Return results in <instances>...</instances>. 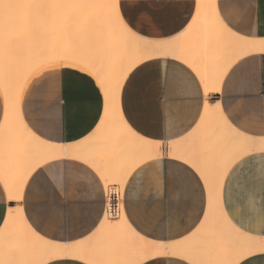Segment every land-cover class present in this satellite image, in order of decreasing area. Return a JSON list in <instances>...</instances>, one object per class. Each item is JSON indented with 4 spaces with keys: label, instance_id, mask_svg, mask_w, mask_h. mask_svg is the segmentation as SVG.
I'll return each instance as SVG.
<instances>
[{
    "label": "bare ground",
    "instance_id": "obj_1",
    "mask_svg": "<svg viewBox=\"0 0 264 264\" xmlns=\"http://www.w3.org/2000/svg\"><path fill=\"white\" fill-rule=\"evenodd\" d=\"M35 2L42 7L40 11ZM89 2L29 0L22 3L18 13L22 24L6 27L10 30L8 36L4 26L6 31L0 32L4 33L0 39L5 43V47L0 44L4 48H0V96H7L8 104V118L2 119L0 125V181L7 201L17 203L37 167L50 160L75 158L99 175L106 192L112 187L110 184L118 186H114L118 193V216L111 219L105 212L90 241L60 244L35 234L20 209L9 210L0 229V264H44L52 256H79L86 264H135L145 254L182 256L190 264H226L237 254L264 248V237L238 229L221 203L222 184L230 167L249 153L264 152V139L239 133L224 118L218 104L209 103H205L194 131V138L209 140H188L170 147L172 156L183 157L207 177L206 210L200 225L187 238L173 242H156L137 234L123 213L124 185L139 165L161 156V145L131 130L119 107L126 77L146 60L168 56L193 66L204 94H209L219 92L221 81L234 62L250 54L264 53V39L239 36L229 30L218 16L215 0H196L195 14L186 31L166 42L146 40L129 32L118 22L119 13L109 15L107 10L74 6ZM28 4L31 8L36 5V10H32L38 13L33 15L31 8L30 13L25 10L29 9ZM61 62L84 63L104 101L94 140L78 146L40 140L24 124L20 113L22 94L29 80L46 68L59 67Z\"/></svg>",
    "mask_w": 264,
    "mask_h": 264
},
{
    "label": "crops",
    "instance_id": "obj_2",
    "mask_svg": "<svg viewBox=\"0 0 264 264\" xmlns=\"http://www.w3.org/2000/svg\"><path fill=\"white\" fill-rule=\"evenodd\" d=\"M123 4L125 15L142 34L133 33L158 42L179 38L196 10L193 0H123ZM215 6L224 25H231L229 30L239 36L264 39V0H215ZM236 65L239 68L229 77ZM186 67L182 61L168 56L146 60L128 74L120 92V113L126 125L141 138L164 146L159 158L142 163L129 175L121 201L124 216L127 206L131 223L126 221L131 228L156 242L187 238L200 225L206 210V193L201 212L200 189L195 180L189 194L180 201L176 199L180 175L188 174L178 167L185 160L176 154L172 156L170 147L188 140H209L194 138L205 105L204 92L193 73L201 85L198 104L196 85L182 71ZM27 85L20 113L36 137L62 146L94 140L104 101L89 75L56 66L42 70ZM208 95L209 104H218L224 118H231L226 120L235 130L264 139V53L250 54L234 62L225 73L219 92ZM33 176L36 179L24 200L27 182ZM57 181L65 185L64 190ZM27 182L22 200L17 203L7 201L4 188L0 193V210L8 213L20 209L30 229L50 242L75 244L94 237L105 215L106 188L90 166L75 158L50 160L37 167ZM53 200L64 209L56 218L43 214L45 205ZM221 203L238 229L264 237V152L249 153L230 167L223 180ZM3 223L0 222V229ZM68 264H73L71 259Z\"/></svg>",
    "mask_w": 264,
    "mask_h": 264
},
{
    "label": "snow or ice",
    "instance_id": "obj_3",
    "mask_svg": "<svg viewBox=\"0 0 264 264\" xmlns=\"http://www.w3.org/2000/svg\"><path fill=\"white\" fill-rule=\"evenodd\" d=\"M193 5H195V0H193ZM31 7V5H27ZM75 7L80 8H93V9H99V10H107L109 15H114L115 13H119V16L117 17L118 22L129 32H134L136 34H142L137 31L135 28V25L132 20H130L127 15L124 13V4L123 0H90L89 3H77L74 5ZM142 8H146V5H139ZM191 15V12L189 13ZM226 27L231 28V25H227ZM11 43V41L9 42ZM61 68L71 67L77 71L83 72L85 75H91V72L88 67L85 66L84 63H76L73 62L72 64H66L64 62H61L60 65ZM239 68V65H236L232 68V70L229 73V77H231ZM191 69V71H189ZM9 73H11V66H9ZM2 71V69H0ZM182 71L187 73L188 77L191 79V82L196 85V92H197V101L199 104V101L201 99L200 91H201V85L197 83L196 77L193 75V73L197 72V70L189 65L186 68H183ZM227 81H225L226 83ZM205 88L208 86L205 84ZM222 91V89H221ZM203 100L205 103H210V97L207 92H205L203 96ZM221 108L223 110V103L221 101ZM99 115V114H98ZM197 115H199V108L197 111ZM0 118H3L4 120H7L8 118V104H7V96L0 99ZM226 119H231L230 117H226ZM195 118L193 120V123H195ZM95 124V121H94ZM191 127V125L189 126ZM187 131V130H186ZM163 139V138H160ZM161 150H164V146H161ZM187 165V166H186ZM178 167L182 168L184 173H187L188 175L181 174L179 178V183L177 185V195L176 199L177 201H180L184 197H186L189 194V189L191 187L192 180L196 181V187L200 189V201H201V212L204 211V202H205V193L207 191L206 183H207V177L204 176L198 169L197 166L194 165H188L187 161H181ZM36 177L33 176L28 182L26 191L24 193L23 199L26 200L28 196V190L31 189L33 181H35ZM95 179V178H94ZM60 184L61 190H64L65 185L59 181H57ZM96 187L99 189V182H96ZM4 191V185L0 184V193ZM11 207V204L9 205ZM64 209L61 204H59L56 200L51 201L50 203L46 204L43 209V214L45 216L50 217H59L63 213ZM7 213L4 210H0V222L6 220ZM99 214L97 215V220H99ZM125 219H127L131 223V217L128 215V209L127 206H125ZM199 219V216L197 217ZM34 227V226H33ZM95 227V224L94 226ZM91 232V229L88 230ZM86 235V234H82ZM181 236H184L185 234H180ZM69 259L72 260L73 264H79L81 257L76 256L69 258L67 256H52L49 259H47L44 264H68ZM115 264H120V262H115ZM135 264H190V261L187 260L186 257L182 256H173L172 258H168L165 260V258L160 256H148L145 254L142 258L137 260ZM226 264H264V248L260 249L258 252H249V253H240L237 254L233 259H230L226 262Z\"/></svg>",
    "mask_w": 264,
    "mask_h": 264
},
{
    "label": "rangeland",
    "instance_id": "obj_4",
    "mask_svg": "<svg viewBox=\"0 0 264 264\" xmlns=\"http://www.w3.org/2000/svg\"><path fill=\"white\" fill-rule=\"evenodd\" d=\"M4 1V2H3ZM11 1H13V0H0V24L2 25V27H1V25H0V29H2V30H0V32L1 31H6L7 30V32H5V35H7L8 36V34L7 33H9V29L8 28H12V27H14L15 28V26L16 25H18L19 23L20 24H22L21 23V17L19 16L20 14H18L21 10H22V3H25L26 1L25 0H16V2L14 1V5H13V2H12V5L13 6H11ZM25 1V2H24ZM29 1V0H28ZM28 1H27V3H28ZM30 1H35V0H30ZM47 1H49V0H47ZM2 2V3H1ZM18 2V3H17ZM43 1H41V3H42ZM55 2V1H54ZM16 3V4H15ZM27 3H25V4H27ZM30 3V2H29ZM44 3H45V1H44ZM10 4V5H9ZM31 4V3H30ZM33 4H36V2L35 3H33ZM39 3H37L36 5H37V8H38V6H40V5H38ZM17 7H16V6ZM29 5V4H28ZM35 5V6H36ZM34 6V5H33ZM35 6H34V8H35ZM43 6V5H42ZM14 7H15V9H14ZM27 7V6H26ZM29 7V6H28ZM25 8V7H24ZM23 8V9H24ZM30 8L31 7H29V9L28 8H26L25 10H30ZM34 8H31V10L32 9H34ZM8 9V10H7ZM42 9V7L40 6L39 8H38V10L40 11ZM43 9H45V7H43ZM15 11V12H13V11ZM31 10L29 11V13L31 12ZM34 10H36V9H34ZM38 10L35 12V11H33L32 10V14H33V12H35V13H38ZM14 13V14H13ZM25 13H27V11H25ZM4 14V15H3ZM8 14V15H7ZM17 14V15H16ZM32 14H30L31 16H32ZM7 15V17L5 18L4 16H6ZM34 15V14H33ZM15 16V17H14ZM18 16L20 17V18H18ZM28 16H29V14H28ZM30 16V17H31ZM9 17H10V19H9ZM1 18L4 20H1ZM7 19V20H6ZM14 19V20H13ZM19 19H20V21H19ZM8 20H10V21H8ZM19 21V22H18ZM3 22V23H2ZM9 22V23H8ZM13 22V23H12ZM23 22V21H22ZM7 23H8V25H7ZM7 25V26H5V25ZM3 26H4V28H6V27H8V28H6V30L5 29H3ZM10 26V27H9ZM21 26V25H20ZM18 27V26H17ZM20 28H22V27H20ZM9 30V31H8ZM13 30V29H12ZM2 32V33H3ZM12 32V31H11ZM2 33H0V37H2L3 36V34ZM1 34H2V36H1ZM10 34V33H9ZM4 38H6L5 36H4ZM5 40H8V39H3V41H5ZM2 38L0 39V44H2V46L4 45V47H5V43L3 44L2 42ZM2 46L0 45V48L1 49H4V48H2ZM0 49V50H1ZM110 186H116L117 188H118V186L117 185H113V184H110ZM107 188L109 187V185L108 186H106ZM105 190V189H104ZM107 190V189H106Z\"/></svg>",
    "mask_w": 264,
    "mask_h": 264
},
{
    "label": "built area",
    "instance_id": "obj_5",
    "mask_svg": "<svg viewBox=\"0 0 264 264\" xmlns=\"http://www.w3.org/2000/svg\"><path fill=\"white\" fill-rule=\"evenodd\" d=\"M118 204V193L116 188L112 186L105 194V212H107L111 219H115L118 216Z\"/></svg>",
    "mask_w": 264,
    "mask_h": 264
}]
</instances>
